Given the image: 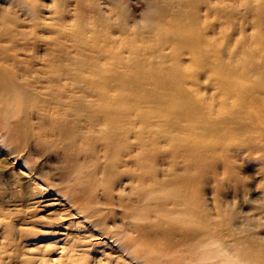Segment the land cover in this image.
<instances>
[{"label": "bare ground", "instance_id": "6f19581e", "mask_svg": "<svg viewBox=\"0 0 264 264\" xmlns=\"http://www.w3.org/2000/svg\"><path fill=\"white\" fill-rule=\"evenodd\" d=\"M127 2L0 0V204L65 203L4 223L0 264H75L97 236L114 264H264V205L200 183L255 162L264 188V0Z\"/></svg>", "mask_w": 264, "mask_h": 264}, {"label": "rangeland", "instance_id": "374dc122", "mask_svg": "<svg viewBox=\"0 0 264 264\" xmlns=\"http://www.w3.org/2000/svg\"><path fill=\"white\" fill-rule=\"evenodd\" d=\"M127 6L129 13L134 16L138 15L140 12H144L145 10L143 0H139V1L128 0ZM234 22H236L235 27H237L239 25L240 19H237ZM245 26L248 28L249 32H255V30L252 27H250V25L247 26L246 22H245ZM210 79L215 80V77L212 76ZM16 169L26 179L28 180L32 179L29 166L17 164ZM218 172L219 173L217 174V173H213V170H210L207 173H205L201 178L200 183H202V185H204L205 188H207V191L204 196L206 197V199H208L210 203L214 202V199H218V201H222L225 203L234 202L237 207V210L240 212L241 215L249 214L251 212L250 210H255V212H258V210L261 209L262 205H264V188L260 187L259 185V181L262 179V176L258 173V166L256 165L255 162H250L247 168H245L241 173H239V177L243 179L242 182H239L238 180L233 178L225 177L223 175V169L221 164L218 166ZM44 181H46V179H44ZM41 187L45 189L44 182L41 184ZM51 194L52 195L44 198L41 195H36L27 202L18 200V202H16L15 204L12 203L6 205L0 204V228H2L3 224L7 222H15V223L20 222V217H22V214L21 213L18 214L16 212L24 208L27 210V213L30 214L35 213L36 215L41 217H44L49 214L50 215L55 214L57 213L58 210L63 209L65 207V203L63 202V199H61L58 195L54 193ZM241 217L243 218V216ZM69 218L70 217H66L65 219L66 222L70 225L68 227L66 226L61 227V228H67L65 230H62L61 232H66L70 234L62 235V236L60 235L61 236L60 238L66 239L67 242H72L73 240L77 241L78 237L81 238L84 235L90 236L88 232H85V229L87 230V227H85L86 223L83 221L81 217H78L77 219H72V218L69 219ZM76 220L80 221V225L83 226L82 228L79 229L73 225L74 224L73 222ZM71 232L73 233L71 234ZM89 239L84 240L85 241L84 244H91L92 242L93 243L103 242V243L98 244L99 246V247L97 246L98 249L92 251L93 256L83 257L80 261L76 262L75 264H94L96 261H99L100 264H114L116 257H118V255L120 254L118 249H115L113 246H109L105 244L107 242L102 237L97 236ZM50 240L53 241L52 239L48 238L46 240L45 238L41 237L37 242H39V244L41 245L48 243ZM35 243H33L30 247L35 248L39 246ZM34 252L37 253V255L38 253L41 255H45L47 253V252H39V251H34ZM47 257H50V259L52 260L57 259V256L52 255V253H47ZM36 264H48V262L38 261ZM134 264H139V263L135 262Z\"/></svg>", "mask_w": 264, "mask_h": 264}]
</instances>
